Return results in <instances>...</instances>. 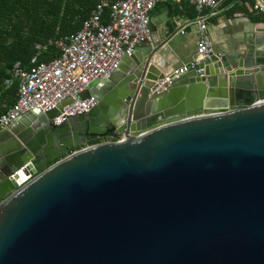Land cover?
Masks as SVG:
<instances>
[{
	"label": "water",
	"instance_id": "water-1",
	"mask_svg": "<svg viewBox=\"0 0 264 264\" xmlns=\"http://www.w3.org/2000/svg\"><path fill=\"white\" fill-rule=\"evenodd\" d=\"M168 31L87 86V113L0 130V264H264V17L242 56L151 95Z\"/></svg>",
	"mask_w": 264,
	"mask_h": 264
},
{
	"label": "built area",
	"instance_id": "built-area-1",
	"mask_svg": "<svg viewBox=\"0 0 264 264\" xmlns=\"http://www.w3.org/2000/svg\"><path fill=\"white\" fill-rule=\"evenodd\" d=\"M164 1L167 0H101L76 32L49 42L58 49L59 56L35 63L27 70L20 62H15L8 71L9 77L4 79V85L10 86L14 78L20 82L15 102L0 114V130L35 108L45 112L64 103L59 115L52 120L54 126L64 124L70 116L87 113L96 100L93 97L81 99L79 95L91 82L101 80L116 70L123 57L133 54L149 39L150 12L156 4ZM171 1L187 2L194 8L196 15L190 24L196 27L198 39L193 59L157 80L150 90L151 95L169 89L175 80L215 54L207 33V12L215 9L221 0ZM106 8H109L108 22L104 24L102 16ZM252 10L264 13V0H253ZM125 139L123 134L119 137H98L96 143L87 142L70 153L89 145ZM35 175H26V181Z\"/></svg>",
	"mask_w": 264,
	"mask_h": 264
},
{
	"label": "trees",
	"instance_id": "trees-1",
	"mask_svg": "<svg viewBox=\"0 0 264 264\" xmlns=\"http://www.w3.org/2000/svg\"><path fill=\"white\" fill-rule=\"evenodd\" d=\"M101 0H0V114L11 107L19 86L14 78L4 85L15 62L29 69L59 56L49 44L76 32ZM106 8L102 23L108 22ZM96 143L97 140L88 144ZM52 162H50L51 164Z\"/></svg>",
	"mask_w": 264,
	"mask_h": 264
},
{
	"label": "crops",
	"instance_id": "crops-1",
	"mask_svg": "<svg viewBox=\"0 0 264 264\" xmlns=\"http://www.w3.org/2000/svg\"><path fill=\"white\" fill-rule=\"evenodd\" d=\"M252 4L253 0H221L215 9L207 12V33L216 53L225 56L244 54L245 43L256 34L255 30L264 17V13L252 10ZM195 15L194 8L187 2L171 0L156 4L150 12V36L140 46L142 50L154 49L164 27H169L166 34L169 39L158 52L159 56L155 55L159 64L157 68L165 75L193 59L198 32L190 22ZM170 21L175 29L171 28ZM142 50L139 49L138 54L143 55Z\"/></svg>",
	"mask_w": 264,
	"mask_h": 264
},
{
	"label": "flooded vegetation",
	"instance_id": "flooded-vegetation-1",
	"mask_svg": "<svg viewBox=\"0 0 264 264\" xmlns=\"http://www.w3.org/2000/svg\"><path fill=\"white\" fill-rule=\"evenodd\" d=\"M111 131V130H110ZM110 131H108V132H110ZM108 135H103V136H100V137H107ZM94 141V140H93ZM91 142V141H90ZM89 143V142H88ZM85 145V144H84ZM84 145H82V146H84ZM81 147V146H80ZM72 149H74V148H72ZM72 149H70V151L72 150Z\"/></svg>",
	"mask_w": 264,
	"mask_h": 264
}]
</instances>
